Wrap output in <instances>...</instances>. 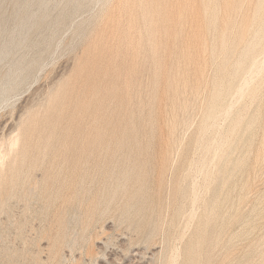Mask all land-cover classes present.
Wrapping results in <instances>:
<instances>
[{
  "label": "rangeland",
  "instance_id": "1",
  "mask_svg": "<svg viewBox=\"0 0 264 264\" xmlns=\"http://www.w3.org/2000/svg\"><path fill=\"white\" fill-rule=\"evenodd\" d=\"M0 264H264V0H0Z\"/></svg>",
  "mask_w": 264,
  "mask_h": 264
}]
</instances>
